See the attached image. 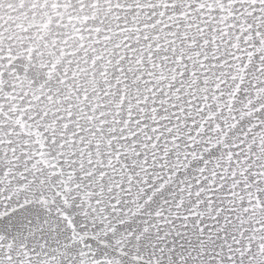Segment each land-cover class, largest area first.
Returning <instances> with one entry per match:
<instances>
[{
    "label": "snow or ice",
    "instance_id": "obj_1",
    "mask_svg": "<svg viewBox=\"0 0 264 264\" xmlns=\"http://www.w3.org/2000/svg\"><path fill=\"white\" fill-rule=\"evenodd\" d=\"M0 264H264V0H0Z\"/></svg>",
    "mask_w": 264,
    "mask_h": 264
}]
</instances>
